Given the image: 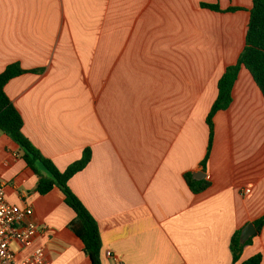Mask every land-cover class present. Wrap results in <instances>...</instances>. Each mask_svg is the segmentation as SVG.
I'll list each match as a JSON object with an SVG mask.
<instances>
[{"label":"crops","instance_id":"crops-1","mask_svg":"<svg viewBox=\"0 0 264 264\" xmlns=\"http://www.w3.org/2000/svg\"><path fill=\"white\" fill-rule=\"evenodd\" d=\"M220 4L213 12L201 6ZM251 0H0V75L23 135L59 171L91 161L69 189L97 221L102 264H232L234 234L264 216V96L245 68L230 107L207 116L217 83L245 47ZM0 132L6 201L32 208L45 264H90L70 229L75 213ZM204 173L205 179L194 177ZM209 182L191 192L185 175ZM249 191V192H247ZM111 253V257L108 256ZM262 255L264 227L240 261Z\"/></svg>","mask_w":264,"mask_h":264},{"label":"trees","instance_id":"trees-1","mask_svg":"<svg viewBox=\"0 0 264 264\" xmlns=\"http://www.w3.org/2000/svg\"><path fill=\"white\" fill-rule=\"evenodd\" d=\"M232 1V0H229ZM252 10L250 11L247 25V34H245V47L234 65L229 66L221 79L218 80V96L211 106L207 116V127L209 130V141L206 148L205 158L202 162L203 170L206 169L209 160L214 139V117L219 111H226L231 102L232 90L239 72L242 68L249 71L254 79L256 86L264 96V0H251ZM201 6L213 12L238 11V8H229L223 10L220 4H205ZM28 73L23 70L19 64L9 66L4 73L0 75V132L10 137L20 149L24 152V159L28 168L38 174L37 166H41L47 173V177L39 175V181L36 192L44 196L57 188L64 196L65 203L75 213V219L70 224L73 234L79 238L83 244V250L90 264H102L101 257V239L100 230L97 221L87 212L83 202L74 195L69 189V181L79 172H81L91 161V151L85 149L82 158L70 165L66 170L59 171L54 164L43 157L29 140L23 135V121L17 108L9 100L6 93L8 83L20 76ZM185 181L194 194H201L209 188V182L196 181L192 174L185 175ZM257 228V235L262 232L264 227V216L254 222ZM241 230H238L230 241V250L232 253V264H261L263 256L258 254L247 261H240L243 250L252 243L250 238L245 243L241 242Z\"/></svg>","mask_w":264,"mask_h":264},{"label":"built area","instance_id":"built-area-1","mask_svg":"<svg viewBox=\"0 0 264 264\" xmlns=\"http://www.w3.org/2000/svg\"><path fill=\"white\" fill-rule=\"evenodd\" d=\"M32 214L30 207L21 208L8 203L5 184L0 182V264H17L12 242L18 241L28 247L41 231L40 226L32 220ZM108 256L111 257V253ZM19 264H45L43 250L37 249Z\"/></svg>","mask_w":264,"mask_h":264},{"label":"water","instance_id":"water-1","mask_svg":"<svg viewBox=\"0 0 264 264\" xmlns=\"http://www.w3.org/2000/svg\"><path fill=\"white\" fill-rule=\"evenodd\" d=\"M194 177L202 180L206 178V175L204 173L199 172L194 174ZM256 234H257L256 226L253 223H250L242 229L240 240L241 242L245 243L250 238L255 237Z\"/></svg>","mask_w":264,"mask_h":264}]
</instances>
